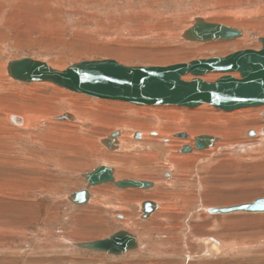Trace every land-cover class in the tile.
Wrapping results in <instances>:
<instances>
[{"label": "rangeland", "instance_id": "1", "mask_svg": "<svg viewBox=\"0 0 264 264\" xmlns=\"http://www.w3.org/2000/svg\"><path fill=\"white\" fill-rule=\"evenodd\" d=\"M229 15L233 24L226 22ZM195 18L230 25L242 36L206 45L183 40ZM262 37L264 0H0V264H264V213L205 210L264 197V136L256 134L264 130V110L240 114L206 104L198 110L107 102L47 82H17L6 71L8 62L25 57L60 71L82 61L119 62L117 56L129 67L168 66L257 50ZM217 42L225 43L224 53L205 49ZM66 112L75 120L55 119ZM20 115L28 128L13 123ZM118 131L123 151L100 145ZM136 131L146 132L148 143L136 142ZM191 132L192 139L225 133L226 140L205 152L195 149L194 140L184 142L190 136L170 141ZM185 145L195 154H183ZM109 153L118 162L107 164ZM127 158L130 168L123 165ZM99 166L114 175L127 169L120 173L124 180L137 175L158 186L133 190L104 183L89 189L84 176ZM81 189L94 197L75 206L68 196ZM179 190L188 198L186 207ZM140 197L166 202L155 220L140 219ZM119 231L135 237L136 247L123 255L80 247ZM169 234L178 240L166 251ZM210 239L223 247L220 253L209 251Z\"/></svg>", "mask_w": 264, "mask_h": 264}, {"label": "water", "instance_id": "2", "mask_svg": "<svg viewBox=\"0 0 264 264\" xmlns=\"http://www.w3.org/2000/svg\"><path fill=\"white\" fill-rule=\"evenodd\" d=\"M241 36L242 31L239 29L206 23L196 18L195 23L184 31L182 38L189 42L203 43L231 41ZM258 41L262 45L258 50L244 49L224 57L215 56L168 66L129 67L107 59L82 61L57 71L45 63L25 57L11 61L7 69L10 77L18 82L50 81L70 92L94 99L119 101L137 106L174 104L184 108H195L206 104L216 110L234 111L264 105V37ZM208 73H221L223 76L212 82L202 80L201 78ZM231 73H238L240 78H234ZM188 75L194 78L190 81L183 80ZM67 117L65 113L59 119ZM116 135L119 133H112L105 142L111 143ZM173 137L187 138V135L179 133ZM212 140L214 138L209 136L197 137L194 147L196 150L205 148ZM191 150V147L183 146L181 151L183 153ZM112 172L110 168L99 167L87 173L85 179L93 186L108 182H113L119 188L151 186L149 183L139 181H113ZM68 198L74 205H84L89 194L83 189L70 194ZM143 206L146 209H154L147 202H144ZM210 213L262 214L264 197L238 206L217 207ZM135 246V237L124 231L116 232L102 241L81 245L84 249L116 255L124 254Z\"/></svg>", "mask_w": 264, "mask_h": 264}, {"label": "bare ground", "instance_id": "3", "mask_svg": "<svg viewBox=\"0 0 264 264\" xmlns=\"http://www.w3.org/2000/svg\"><path fill=\"white\" fill-rule=\"evenodd\" d=\"M237 11H240L239 9L237 10ZM234 12L235 14H238V12ZM232 15V14H231ZM231 15H229V17L227 18V19H229V20H227L226 19V22H228V23H230V22H232L231 20H233V17L231 16ZM237 16V15H236ZM235 16V17H236ZM196 19V18H195ZM195 19L193 20V23H195ZM199 19H202V21L203 22H206V21H204V19L203 18H199ZM206 23H212V24H220V25H224V24H221V23H218V22H209V21H207ZM232 24H233V22H232ZM240 24H243V22H240ZM247 24V23H246ZM254 24V23H253ZM248 26H249V24H247ZM224 26H226V27H229V28H232L230 25H227V24H225ZM191 27V26H190ZM233 29H236V28H233ZM183 33H184V31L182 32V34H181V37H182V35H183ZM184 40V39H183ZM195 43V42H194ZM260 43V42H259ZM202 44H205V43H202ZM225 43H219V42H217V43H213V44H211V45H209V46H206V48L205 49H207V47H210V48H212V49H215L219 54H222V53H224L225 51H224V48L222 47L223 45H224ZM261 44V43H260ZM206 45V44H205ZM235 45H237V44H235ZM261 47H262V45H261ZM256 50V49H255ZM258 50V49H257ZM126 54V53H125ZM177 54H178V52H177ZM122 55H124V54H122ZM184 55H189L188 57H191L192 56V54H189L188 52L187 53H184ZM216 55V54H215ZM127 56V55H126ZM125 56V57H126ZM219 56H221V55H219ZM178 57V56H177ZM221 57H224V56H221ZM117 58L119 59V62L118 61H116L118 64H121V65H124V66H127V65H125V64H123L122 62L123 61H125L126 62V59L123 57V56H117ZM128 58V57H127ZM183 58H184V56H183ZM186 58V57H185ZM19 60H21V59H19ZM18 61V60H17ZM38 61V60H37ZM99 61V60H98ZM115 61V60H114ZM120 61H122V62H120ZM162 61V60H161ZM11 62V61H10ZM10 62H8V64H7V67H6V71H7V74H8V76L10 77V75H9V72H8V66H9V63ZM40 62H42V61H40ZM158 62V61H157ZM42 63H45V62H42ZM127 63V62H126ZM49 68H51V69H54V70H56L53 66H51V65H49V64H47V63H45ZM57 71H60V70H57ZM62 71V70H61ZM231 75L234 77V78H237V79H239L240 77H239V74L238 73H231ZM219 76H223V74H221V73H208V74H206L205 76H203L201 79L202 80H204V81H207V82H212L215 78H217V77H219ZM11 78V77H10ZM192 78H194V77H192L191 75H188V76H185L184 78H183V80H185V81H190ZM12 79V78H11ZM12 80H14V79H12ZM14 81H16V80H14ZM18 82V81H17ZM42 82H47V83H49V84H51V85H53V86H56V87H59V88H61V89H63V90H67V89H65V88H62V87H60V86H58V85H56V84H54V83H52V82H50V81H42ZM42 82H33V83H42ZM46 83V84H47ZM67 91H69V90H67ZM74 93V92H73ZM76 94H78V93H76ZM80 95V94H79ZM83 95V94H82ZM107 102H110V101H107ZM114 102V101H113ZM143 106V105H142ZM146 106H153V107H161V106H166V107H170V108H184V107H180V106H176V105H174V104H161V105H146ZM204 106H206L205 104H202V105H200V106H197V107H195V109H198V108H201V107H204ZM53 107V106H52ZM186 109H189V108H186ZM50 110V109H49ZM199 110V109H198ZM250 110H260V111H262V110H264V105H260V106H257V107H247V108H241V109H237V110H234V111H239L238 113H240V114H243V113H249L250 112ZM218 111H220V110H218ZM234 111H224V112H234ZM222 112V111H221ZM65 114V113H64ZM64 114H60V115H58V116H56L55 118H56V120H59V121H68V120H75V116H73L72 114H70V113H67L66 112V114L68 115V117L67 118H63V119H59V117H61V116H63ZM262 115H264V113L262 114ZM39 118V117H38ZM52 119V118H51ZM158 121V120H157ZM13 123L16 125V127H17V125L18 126H20V128L21 127H23V128H28V122H27V118H21V115L20 116H17L15 119H14V121H13ZM56 127V126H55ZM139 127V126H138ZM19 130V129H18ZM23 130V129H22ZM153 131V130H152ZM204 131V130H203ZM264 130H261V132H263ZM62 132V131H61ZM210 132V131H209ZM225 132V131H224ZM260 132V130L258 131V133H256V134H258V136H261V137H263L264 135L262 134ZM118 133H120V131H118ZM141 133L143 134V135H141ZM141 133L139 132V131H136V132H134L133 134H131V136H132V138L134 139V140H136V142H141V140H143V138L146 140V137H148L147 135H145L146 134V132H145V134H144V132H142L141 131ZM148 133V132H147ZM155 133H156V131H155ZM155 133H152L151 134V136H155L156 134ZM159 133V132H158ZM226 133V132H225ZM225 133L224 134H222V136H220L221 138H219V136L218 137H213V136H209V137H212V138H214V140H212V142L210 143V142H208L209 143V145L207 146V147H205V148H201V149H203V150H199L198 149V151H202V152H205L206 150H212V148H213V146H216V147H219V148H221L222 147V145H218V144H221L220 142H223L222 140H226V135H225ZM82 134V133H81ZM161 134H165V132H161ZM189 134V135H188ZM159 135V134H158ZM162 135V136H163ZM172 135V134H171ZM186 135H187V138L190 136V138L188 139V140H186V141H184V142H186L187 143V141L189 142V141H193L194 140V142H195V140H196V138H197V136L196 137H194L193 139H192V137L195 135L194 133H186ZM218 135V134H217ZM174 136V135H173ZM172 136V138H170V141H171V143H172V140L174 141L175 139H173V138H175V137H173ZM202 136H206V135H199L198 137H202ZM253 136V135H252ZM130 137V136H129ZM142 137V138H141ZM164 138V137H163ZM260 138V137H259ZM105 139H107V138H105ZM105 139H102V140H100L101 142H100V145L103 147V148H105V149H107V150H109V151H113V152H117V151H119L120 149L123 151V146H124V144H126V143H124V141L123 140H125V139H123L122 138V136H121V133H120V135H116L115 137H114V139H113V141L111 142V143H109V142H105ZM141 139V140H140ZM153 139H155V138H153ZM218 139V140H217ZM54 140V139H53ZM57 140V139H56ZM62 140V139H61ZM156 140V139H155ZM158 140V139H157ZM220 140V141H219ZM89 141V140H88ZM151 141V140H150ZM161 141V143L160 144H162V145H166L167 144V140L166 139H162V140H160ZM170 141H169V143H170ZM176 141V140H175ZM219 141V142H218ZM129 142V141H128ZM133 142V141H132ZM131 141H130V143L129 144H131L132 146L134 145V143H132ZM146 142H147V140H146ZM155 142V141H154ZM225 142V141H224ZM107 143V144H106ZM143 143V142H142ZM148 143V142H147ZM147 143H145V144H147ZM170 143V144H171ZM192 143V142H191ZM129 144H128V149H129ZM151 144H153V143H150L149 144V146L151 145ZM155 144V143H154ZM194 144V143H193ZM135 145L137 146V145H140V143H135ZM142 145V144H141ZM172 145V144H171ZM192 145V144H191ZM225 145V144H224ZM169 146V145H168ZM177 146V145H176ZM186 146V145H185ZM188 147H191V151H188V152H192V153H194V149H193V147L192 146H189V145H187ZM139 147V146H138ZM141 147V146H140ZM153 147V146H152ZM167 147V146H166ZM172 147H173V145H172ZM126 147H124V149H125ZM146 148H147V146H146ZM150 148V147H149ZM154 148V147H153ZM157 147H155V149H156ZM161 148V147H160ZM182 149V148H181ZM174 150V149H173ZM152 151H153V149H152ZM149 152H150V149H149ZM149 152H146V153H149ZM156 152H158V151H156ZM180 152V151H179ZM172 153V152H171ZM186 153V152H185ZM185 153H183V154H185ZM116 154V153H115ZM150 154V153H149ZM168 154V153H167ZM166 154V155H167ZM180 154V153H179ZM195 154V153H194ZM199 154V153H198ZM202 154V153H201ZM213 154V153H212ZM111 153H109V155H107L108 157H106L105 159H107V161L108 162H106L107 164L108 163H115V162H118L117 160H114V159H111ZM145 155H147V154H145ZM171 155V154H170ZM173 155L174 154H172V157H173ZM203 155V154H202ZM152 156V155H151ZM155 156V155H154ZM175 156V155H174ZM182 156V155H181ZM189 156V155H188ZM188 156H186V155H183V157L184 158H186V157H188ZM191 156V155H190ZM145 158V157H144ZM150 158H152V157H150ZM176 158V157H175ZM188 158H190V157H188ZM128 159L129 158H127L125 161H124V164L123 165H126V166H128V168H130L129 167V164H128ZM148 159V158H147ZM187 159V158H186ZM186 159H184V160H186ZM123 159H120V162L122 161ZM153 160V159H152ZM181 160V159H180ZM191 160V159H190ZM169 161V160H168ZM169 163V162H168ZM183 163V162H182ZM139 164H142V163H138V165ZM176 164V163H175ZM173 165H174V163H173ZM101 168H103V167H106V168H109L108 166H100ZM119 167H121V166H119ZM140 167V166H139ZM176 167V166H175ZM178 167V166H177ZM97 168H99V167H97ZM96 168V169H97ZM171 168V167H170ZM111 169V168H110ZM144 169V168H143ZM166 169V168H165ZM145 170V169H144ZM94 171V170H93ZM138 171H140V170H138ZM143 171V170H142ZM123 172H126L127 173V169H121V168H119L118 170H117V172H116V174L114 175V173L112 172V178H113V181H116V182H121V181H124V179L122 178V176L120 175V173H123ZM172 173V172H171ZM142 174V173H141ZM144 174V173H143ZM166 176H170V174L167 172L166 174H165ZM164 176V175H163ZM181 176V175H180ZM85 177V176H84ZM116 177V178H115ZM136 177L138 178V179H127V180H129V181H139V182H144V183H149V184H151V186L149 187V188H133V190H153L155 187H157L158 186V182H157V180H154L153 182L149 179V181H146V180H143L142 178H141V176H137L136 175ZM167 178V177H166ZM116 179V180H115ZM148 180V179H147ZM171 180V179H170ZM108 183H113V182H108ZM3 184V183H2ZM2 184H0V185H2ZM11 184V183H10ZM14 184V183H13ZM114 184V183H113ZM161 184V183H160ZM187 184H189V183H187ZM99 185H101V184H99ZM115 185V184H114ZM186 185V184H185ZM184 185V186H185ZM87 186L89 187V189L93 186V185H89L88 184V181H87ZM94 186H96V185H94ZM116 186V185H115ZM88 187H87V189H88ZM119 188V187H118ZM8 189H9V187H8ZM130 189H132V188H130ZM12 190H13V188H12ZM183 190V189H182ZM87 192H88V190H87ZM137 192H139V191H137ZM160 191H158L157 192V195L158 196H161V195H159L160 193H159ZM162 192H164V191H162ZM140 193H143V192H140ZM188 193V192H187ZM88 194H89V198H87V200L89 201V200H91V199H93V195L91 194V192L89 193L88 192ZM171 195H172V193H170ZM144 195V196H143ZM142 195V197H145V198H147V196L145 195V194H143ZM178 196H179V198L181 197V198H184V199H186V195H185V193H184V191L182 192L181 190H179V194H178ZM142 197H140L139 198V201H138V209H139V217H140V219L141 220H145V221H148V220H155L156 219V217H155V215H157V214H159V213H161L162 212V209L164 208L163 207V204L164 203H166L164 200H154V199H145V198H142ZM170 197V196H169ZM175 197V196H174ZM161 199H162V197H161ZM163 199H164V197H163ZM174 199V198H173ZM183 199V200H184ZM68 200H69V202L71 203V201H70V199L68 198ZM183 200H182V202H183ZM188 200V198L186 199V200H184V202H185V204L183 205V206H187V203L188 202H186ZM88 201H87V203H88ZM171 201V200H170ZM144 202H147L152 208H154L153 210H151V209H146L144 206H143V203ZM86 203V204H87ZM131 202H129L128 204H130ZM173 203V202H172ZM247 203V202H246ZM248 203H250V202H248ZM72 204V203H71ZM177 204V203H176ZM241 204H245L244 202L243 203H241ZM240 204V205H241ZM74 205V204H73ZM166 205V204H165ZM177 205H179V204H177ZM75 206H81V205H75ZM128 206V205H127ZM150 206H147V208H150ZM176 206V205H175ZM230 206H238V205H228V206H212L211 208H207V209H205L206 210V212L209 214V215H211V213H210V211L212 210V209H217V207H230ZM181 207V206H180ZM174 208H176V207H174ZM128 209V208H127ZM166 209H169V208H166ZM171 209V208H170ZM170 209H169V213L167 214V216L168 217H173V215H172V212H170ZM172 209H173V207H172ZM129 210V209H128ZM146 210H149L148 212L146 211ZM146 211V212H145ZM171 211H173V210H171ZM175 212H174V215L177 213V211L178 210H174ZM163 214V213H162ZM161 214V215H162ZM143 215V216H142ZM166 216V217H167ZM125 217V216H124ZM144 217H147V218H144ZM164 217V216H163ZM125 218H128V216H126ZM124 218V219H125ZM175 226H177V224L175 225ZM127 227H129L128 225H127ZM174 228V227H173ZM167 229H172V227L168 224V226H167ZM120 232V231H119ZM125 233H129V231H124ZM129 234H131V233H129ZM114 235V234H113ZM112 236V235H111ZM110 236V237H111ZM172 236H173V234H169V241H168V243H166L165 244V247H167V248H165V249H163V250H166V251H168V250H170V249H173V248H176V240H178V239H175L174 241H173V238H172ZM85 237H88V236H85ZM109 237V238H110ZM167 237V236H166ZM106 239H108V238H106ZM103 240H105V239H103ZM96 241H98V240H96ZM99 241H102V240H99ZM91 242H94V241H91ZM208 242H210V247H209V251H211L212 253H220L221 251H222V246L219 244V243H217V242H215V241H212L211 239L210 240H208ZM86 243H90V242H86ZM86 243H81L80 244V247H81V245L83 246L84 244H86ZM212 243V244H211ZM79 244V243H78ZM170 244L172 245V246H174V247H170ZM135 245H136V243H135ZM76 246V245H75ZM161 246H162V244H161ZM78 247V246H77ZM136 247V246H135ZM135 247H133V248H131V249H134ZM178 248V247H177ZM130 249V250H131ZM84 250H88V249H84ZM89 251H94V252H97V251H95V250H89ZM162 251V250H161ZM160 251V252H161ZM177 251V250H176ZM99 252H101V251H99ZM104 252V251H103ZM159 252V253H160ZM104 253H107V254H111V253H108V252H104ZM126 253V252H125ZM111 255H116V254H111ZM119 255H123V254H119ZM119 255H116V256H119Z\"/></svg>", "mask_w": 264, "mask_h": 264}, {"label": "flooded vegetation", "instance_id": "4", "mask_svg": "<svg viewBox=\"0 0 264 264\" xmlns=\"http://www.w3.org/2000/svg\"><path fill=\"white\" fill-rule=\"evenodd\" d=\"M99 167H100V166H99ZM81 190H83V189H81ZM81 190H80V191H81Z\"/></svg>", "mask_w": 264, "mask_h": 264}]
</instances>
